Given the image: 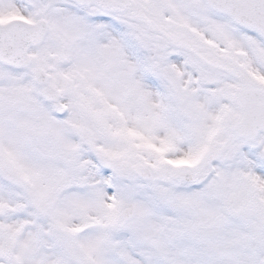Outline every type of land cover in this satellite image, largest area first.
I'll return each instance as SVG.
<instances>
[{
	"label": "snow or ice",
	"instance_id": "snow-or-ice-1",
	"mask_svg": "<svg viewBox=\"0 0 264 264\" xmlns=\"http://www.w3.org/2000/svg\"><path fill=\"white\" fill-rule=\"evenodd\" d=\"M0 264H264V0H0Z\"/></svg>",
	"mask_w": 264,
	"mask_h": 264
}]
</instances>
